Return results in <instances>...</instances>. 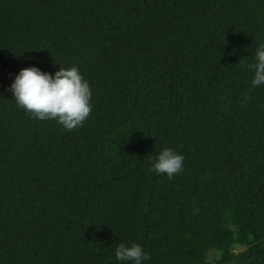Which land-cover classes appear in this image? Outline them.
I'll list each match as a JSON object with an SVG mask.
<instances>
[{"label": "trees", "instance_id": "obj_1", "mask_svg": "<svg viewBox=\"0 0 264 264\" xmlns=\"http://www.w3.org/2000/svg\"><path fill=\"white\" fill-rule=\"evenodd\" d=\"M261 44L264 0H0V264H264ZM30 67L78 68L82 127L17 106Z\"/></svg>", "mask_w": 264, "mask_h": 264}, {"label": "clouds", "instance_id": "obj_2", "mask_svg": "<svg viewBox=\"0 0 264 264\" xmlns=\"http://www.w3.org/2000/svg\"><path fill=\"white\" fill-rule=\"evenodd\" d=\"M255 60L253 64L241 63L242 70L245 67L254 70L253 87L264 85V44L257 48ZM10 91L17 106L26 113L41 121L55 120L67 131L82 127L92 112L91 89L77 67L60 68L54 77L36 67L24 68L11 84ZM248 99L245 94L244 102ZM184 159L173 149H164L148 171L166 174L171 180L183 171ZM115 256L119 261H131L133 264H142V261L150 259L139 244L127 247L120 243Z\"/></svg>", "mask_w": 264, "mask_h": 264}, {"label": "rangeland", "instance_id": "obj_3", "mask_svg": "<svg viewBox=\"0 0 264 264\" xmlns=\"http://www.w3.org/2000/svg\"><path fill=\"white\" fill-rule=\"evenodd\" d=\"M236 249H237V250H242L243 248H242V247H236ZM215 257H217V254H216V253H211V254H210V259H213V258H215Z\"/></svg>", "mask_w": 264, "mask_h": 264}]
</instances>
